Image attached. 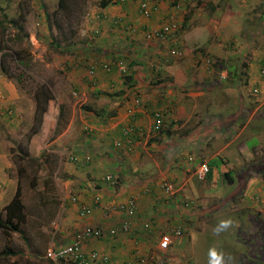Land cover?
<instances>
[{"label": "crops", "instance_id": "1", "mask_svg": "<svg viewBox=\"0 0 264 264\" xmlns=\"http://www.w3.org/2000/svg\"><path fill=\"white\" fill-rule=\"evenodd\" d=\"M57 1L49 7H56ZM196 1L209 3L215 11L210 23L206 25L207 30L201 29L199 36L203 38H197L200 46H194L197 48H193L192 51L199 55L194 56L197 58L196 65L201 67L204 64L201 60L203 54L213 55L216 52L215 41L223 45L225 33L223 28L217 32L211 28V23H216L217 14L220 13L217 5L220 0ZM257 1L243 2L250 5ZM211 2L216 6L211 5ZM162 3L159 8H163ZM98 11L104 13L102 18L89 21L91 25L87 27L94 29L92 36L86 32L84 35L87 38L84 39L87 41H83L84 44L80 40L71 43L70 46H79L82 50L80 46L96 45L104 49L110 48L108 45L113 40L122 38L121 30L115 26L117 24L113 21V17L123 14H119L113 6L102 7ZM156 12L155 17H159L161 10L157 8ZM52 18L53 16L51 21L46 22L45 32V35L51 38L56 37V31L51 25ZM135 21L128 23L135 24ZM219 26H226V23L223 22ZM96 36L99 41L96 40ZM103 39L107 41L106 44ZM237 45L235 43V46ZM114 52L108 53L109 57L104 58V56H94L88 51L83 53V57L89 60L96 58L94 61L115 60L122 57ZM230 52L231 50H228L226 58L221 60L228 62L232 58ZM254 55L257 56L244 57L242 65L244 62H250L247 69L234 70L228 78L231 83L225 84L220 89L213 84L208 85L194 80L196 85L201 83V88L190 93L189 90L184 89L186 87H181L187 80V76L181 72L182 68H169L170 72L165 74L169 88L164 84L161 91L148 84L141 89L137 88V82L133 84L136 79V73L133 71L130 73V81L125 83L123 75L115 68L107 73L100 70L91 80L92 83L82 81L81 88L86 89L88 94L91 92L96 95L100 92L106 96L105 110L113 108L114 113L112 116L95 120L97 122L91 126L85 125L84 129H93L92 135L83 139L76 137L68 143L75 149L72 152L77 151L79 156L77 162H72L69 158L74 153L68 152L65 159L75 165L67 164V167L61 170L63 178L71 183L65 185V190L60 188L62 202H67L70 209L66 216L70 229L68 232L71 233L69 243L72 242L75 233L87 225L118 228L114 236L86 240L82 246L83 250L88 254L92 250H97L99 261L106 259V264H126L128 260L135 258L137 253L146 256L149 263V256L154 254L156 256L158 252L167 253L166 250L158 251V236L168 233L175 227H181L183 234L172 238L167 251L178 247L187 251V245L190 244L192 255L198 256L203 253L196 249L200 248L199 236L208 238L212 235L218 238L213 234L212 229L218 219L226 213L227 207L233 203L234 209H239L240 212L236 232L241 224L246 227L251 223L253 213L251 211H260L264 206V79L259 76V69L264 63V53ZM76 58L78 59V56ZM257 64L259 65L256 67ZM254 69L256 75H253ZM147 74L145 72L144 77ZM195 79L202 81L200 77L195 76ZM242 80L252 83L255 96L259 95L252 102L247 99L248 93H244L241 87ZM144 84L146 85V82ZM14 87V84L0 73V89L2 88L0 91L8 92L5 103H19L23 98L22 93L20 95L18 92L15 93ZM216 91L224 95L219 98ZM210 95L216 98L211 100ZM224 97L227 102L224 101L222 104ZM136 99L139 100L138 104L135 103ZM5 103L3 106H6ZM30 109H32L31 105ZM156 110L163 114L165 128L161 135L152 130L154 121L152 114ZM3 118H7V115ZM128 125H136L140 130L125 136L123 129ZM117 142L120 145H116ZM60 143L65 148L67 142ZM56 149L53 151L60 153L61 149ZM86 150L90 152L86 153ZM84 155L90 156L89 162H83ZM203 164L209 166V173L205 180H200L196 176V170ZM84 165L88 166L84 168ZM13 167L10 161L0 155V175L6 176V178L0 176V181L6 188L8 185L7 190H10V197L6 201L4 196L7 190L0 194L2 203L0 209L11 201L18 185L21 186L18 170ZM4 168L12 170L9 173ZM106 174L115 176L116 183L105 182L103 177ZM163 182L173 184L172 193H164ZM1 186L2 183L0 189ZM26 197L28 202H40L33 194L25 196L24 193L21 197L22 202H26ZM72 197L77 198V203L70 201ZM95 197L100 198V208L90 214H81L79 206L83 203L91 204ZM129 197L136 198L137 209L135 215L130 218V230L124 232L119 227L127 216L115 208ZM189 200H193L195 205L189 203L191 206H187L186 202ZM183 203L184 205L186 203V207ZM145 222L150 223V229L144 227ZM202 222L203 227L200 228ZM230 230L232 229L228 231ZM153 235L157 236V240ZM183 236H186L185 240ZM236 245L238 246V243ZM231 246L235 247V245Z\"/></svg>", "mask_w": 264, "mask_h": 264}, {"label": "rangeland", "instance_id": "2", "mask_svg": "<svg viewBox=\"0 0 264 264\" xmlns=\"http://www.w3.org/2000/svg\"><path fill=\"white\" fill-rule=\"evenodd\" d=\"M55 1L0 0V57L2 58L1 66L5 71V73L2 71L0 73L14 84L15 93L24 95L19 103H5L8 92L0 91V105L2 104L0 110L4 107L11 110L7 118H0V155H3L7 161L12 163L13 168L18 170L21 197L22 193L25 196L33 194L40 201L28 202L26 197V202H23L24 219L18 224L19 232L0 229V251L4 247H9L15 252L13 256L0 259V264H50L46 257L47 248L69 243L71 233L68 232L70 229L66 216L70 209L67 202H62L63 197L61 198L60 191V188L65 190V185L71 184L63 178L61 172L67 164H72L65 159L68 152L75 150L68 143L76 137L83 139L93 134V129L87 130L84 126H91L97 122L95 120L102 119V116L99 117L97 113L99 110H104L106 115L109 110H113V108L105 110L106 96L100 92L96 95L91 92L88 94L86 89L81 88L80 84L87 81L92 83L93 77L97 76L101 70L94 58L89 60L83 57L84 52L89 51L94 56L106 58L109 57L108 53L113 54L116 51L117 55L122 56L121 58H126L127 73L130 74L132 71L136 73L135 81L137 88L140 89L146 87L147 84L159 91L162 90L164 84L169 88L165 74L170 72L169 68H182L181 72L187 76V80L182 83L181 87H186L184 89L189 90L190 93L200 89V84L204 82L220 89L225 84H229V75L234 70L247 69L250 62H244L245 65H242L244 57L251 58L257 56L254 55L256 53L260 55L264 53V0H258L250 5L243 2L244 0H225V2L220 0L217 3L220 13H216L218 18H216V23H211V28L216 32L223 28L225 42L220 45L218 41H215L216 52L213 55L204 53L201 57L204 64L201 67L196 65V56L199 55L192 51L193 48H197L194 46H200L197 38L202 37L199 36L201 29L207 30L206 25L210 23V18L215 14L214 8L207 2L188 0L187 3L181 4L179 14L182 21L179 31L168 35L164 40L148 41L144 38L140 27L145 19L141 18L138 13L139 0H125L119 8L118 0H113L108 6H113L119 14H123V19L115 23L117 24L115 26L121 30L122 38L113 40L108 45L110 48L103 49L102 46L98 47L94 44L95 46H80L82 49L80 50L79 46L70 45L80 40L84 44L83 41H87L84 39L87 38L84 35L86 32L92 36L94 29L87 28L91 24L86 13L101 8V0H67L66 6L70 9L69 16H73L71 21L67 19L64 9H58L57 5L49 7ZM155 1L161 5V0ZM162 4L163 8L157 7L161 10L159 17H154L153 14L154 19L151 17L148 20L154 25H158L159 18H163L164 14L172 10L174 2L163 0ZM211 5L216 6L212 2ZM56 11L59 16L56 21L61 24V28H57L52 22L56 37H47L45 35L46 22L51 21ZM46 12L48 13L45 15ZM134 20H136L134 22L135 31L132 32L129 30L128 24L130 23L128 22ZM223 22L226 26L220 27L219 24ZM96 40L99 41L97 36ZM234 42L238 45L235 46ZM106 43L107 41L104 40V44ZM171 49L181 50V55L170 56ZM228 50H231L232 58L228 62L222 61L226 58ZM76 56L82 61H79ZM212 57L219 58V60ZM108 61L113 64V60ZM90 65L95 66L92 72H90ZM145 72L148 73L146 77H144ZM252 72L256 75L255 69ZM194 74L197 78H202V81L195 79ZM194 80L201 83L196 85ZM251 84L245 80L241 81V87L244 93H248L246 97L250 102L259 97L258 94L255 96ZM41 90H44L45 94L41 93ZM35 95H39L44 102L48 100L42 108L37 107ZM216 95L220 98L224 93L219 94V91H216ZM215 98L216 96H209L211 100ZM224 101L225 97L222 104ZM4 103L6 106H3ZM86 107H91L92 110ZM221 111L223 112L224 109ZM216 116L220 117L218 114ZM61 141L67 142L65 148L60 143ZM56 148L61 149L60 153L56 152ZM55 149L56 151H53ZM36 150H38L37 153ZM72 153L78 155L77 151ZM87 166L84 165V168ZM0 176L6 178L5 175ZM0 183H2L1 194L5 189L7 190L8 185L6 188L3 182L0 181ZM9 194L10 190H7L4 196L5 201L9 199ZM183 206L186 207L184 203ZM234 208V203L229 205L222 218L231 217L238 224L240 212L239 209ZM262 210L264 211L263 207ZM202 227L203 222L200 223V228ZM236 231L237 226H234L232 230L222 233L220 238L219 236L214 238L212 235L208 238L199 236L200 248L196 249L203 253L198 256L192 255L190 250L192 246L189 244L187 251L181 247L169 250L165 254L167 255L166 261H164V253L157 251L156 256L155 254L149 256V264H207V252L212 246L232 256L234 251H231V245H235V248L239 247L235 240ZM183 237L185 240L186 236ZM153 238L157 240V236L153 235ZM58 264L70 263L62 261Z\"/></svg>", "mask_w": 264, "mask_h": 264}, {"label": "built area", "instance_id": "3", "mask_svg": "<svg viewBox=\"0 0 264 264\" xmlns=\"http://www.w3.org/2000/svg\"><path fill=\"white\" fill-rule=\"evenodd\" d=\"M188 0H175L174 5L172 7V10L167 12L165 16L162 18L161 22L158 25H152L150 27H146L143 31L144 38L148 41L158 39V40H164L168 35L176 32L181 27V17L179 14V9L181 7V4L187 3ZM155 9V2H152L151 0H139L138 3V12L139 14L144 17L148 18L153 13ZM86 15L90 19H99L98 13L94 12H87ZM120 19L119 16H116L114 18V22H118ZM131 30H134L133 27H130ZM181 55V51L178 49H171L170 50V56L172 57H178ZM97 63V62H96ZM114 63V61H113ZM98 65L101 66L103 70L109 71L112 69L113 65H115L118 70L122 73H126V67L124 66L122 61H116L114 64H111L107 60H101L98 62ZM90 72L93 71L94 65H90ZM259 76L261 79H264V63L259 69ZM135 103L138 104L139 100L136 99ZM8 114L11 113V110H8ZM5 113L3 111H0V116L4 115ZM163 125V114L159 110L154 111V121L152 124V130L157 131L159 130ZM140 129L135 125H128L123 129V134L125 136H129L130 134L139 131ZM116 145H120L119 142L116 143ZM70 161L77 162L79 160V156L76 154H72L70 156ZM91 158L89 155H84V162L89 161ZM209 173V167L207 164L201 165L196 170V176L200 180H205L207 175ZM104 181L109 184H115L116 179L112 174H106L103 177ZM173 184L170 182H163L162 183V189L164 193H172L173 192ZM72 203H77V198L72 197L70 200ZM187 205L192 204L193 200H189V202H186ZM186 205V204H185ZM101 206L100 198L95 197L93 202L91 204H81L79 206L81 214L86 215L90 214L94 209H99ZM264 208V206H263ZM117 210L124 213L127 218L123 220L121 223L119 229L127 232L130 230L131 221L130 218H132L135 215L136 209H137V203L136 198L129 197L126 199V201H123V203H120L116 206ZM144 227L146 229H150L151 225L149 222L144 223ZM118 231V228H100L95 227L91 225L85 226L83 229L78 231L74 239L71 243L57 246V247H49L46 250V257L50 260H52L54 263H59L62 261H68L72 264H106V259H103L101 261L99 257V253L97 250H92L89 254L86 253V251L83 250V244L86 240H89L91 238H101V237H108V236H114L116 235ZM182 229L181 227H175L172 228L168 233H163L158 236V251L167 250L169 246L172 243V238L174 237H180L182 235ZM126 264H149L147 261L146 256L143 254L137 253L136 257L133 259H130L126 262Z\"/></svg>", "mask_w": 264, "mask_h": 264}, {"label": "trees", "instance_id": "4", "mask_svg": "<svg viewBox=\"0 0 264 264\" xmlns=\"http://www.w3.org/2000/svg\"><path fill=\"white\" fill-rule=\"evenodd\" d=\"M66 1L67 0H58L57 6H58V9H64L66 11L67 19L71 21L73 16L72 17L69 16L70 15L69 14L70 9L67 8ZM112 1L113 0H101L100 7L105 8ZM124 1L125 0H118L117 1V2H119L118 4H120V5H118V8L121 5H123ZM152 1L155 2V7L157 8L156 1L155 0H152ZM117 2L115 4H117ZM155 13H156V9L154 11V17H155ZM98 15L100 18H102L104 13L102 11H98ZM151 17L152 16H150L148 18H144L145 21L143 22V27L146 28V27H150V26L154 25L150 21H148ZM56 19H59V16L57 15V11L55 13H53L52 22L55 23V26L57 28H61V24L57 23ZM121 19H123V17H121ZM161 20H162V18H160L159 23L161 22ZM95 59L96 58H94V60ZM119 60L120 59L117 58L113 61L115 63L116 61H119ZM120 61H122L124 66L128 69V62H127L126 58H122V60H120ZM1 63H2V58L0 57V71H2V73L3 72L5 73L4 68L1 66ZM243 65H245V63ZM98 66L101 70H103L100 65H98ZM113 68H115L117 71H119L115 65H113L112 69ZM103 71H106V70H103ZM109 71H106V72H109ZM120 73H121V75H123L125 83H128V81H130V79H131L130 74L122 73V72H120ZM135 80L133 81V84H135L134 83V82H136ZM130 85H132V84H130ZM41 89H43V87ZM40 92L45 94L44 90H41ZM46 93L48 94V92H46ZM118 95H120V94H118ZM48 99H49V96H48ZM35 100H36V104H37L38 108H42L43 104L48 101L46 99L44 102V100H42L39 95L38 96L35 95ZM87 109L92 110L91 107L90 108L88 107ZM97 113H98L99 117L102 116V118H103V117L112 116L114 111L109 110L107 115L104 113V110H99ZM152 116L154 117V111H153ZM3 117H0V118H3ZM164 128H165V125L163 123L162 127L156 131V134L161 135L164 131ZM115 179L117 180L116 177H115ZM230 180H231V178H230ZM23 210H24V206H23V202L21 200L20 186L18 185L16 192H15L13 198L11 199V201L8 202L3 207V210L0 211V229H5V230L9 229V230L19 232L18 224H19V222H21L24 219ZM250 221H251V223L250 224L248 223L249 225L247 224L248 226H246V227H244V225L241 224L242 226H240V228L237 232L236 241H237V243L241 249L239 247L238 248L232 247V249H231V251H234L235 249H237V251H235L232 254V256L235 258L236 264H264V211L263 210L254 211L251 215ZM236 226H237V224H236ZM74 236H73V239H74ZM73 239H72V241H73ZM166 252H168V251L166 250ZM14 253L15 252H13V250H11V248L4 247L2 249V251H0V259H5L8 256H13ZM165 254H167V253L164 252V255H163L164 261H166L165 258L167 257V255H165ZM160 258H162V257H160ZM48 260H49L50 264H55L52 260H50V259H48ZM70 264H72V263H70Z\"/></svg>", "mask_w": 264, "mask_h": 264}, {"label": "clouds", "instance_id": "5", "mask_svg": "<svg viewBox=\"0 0 264 264\" xmlns=\"http://www.w3.org/2000/svg\"><path fill=\"white\" fill-rule=\"evenodd\" d=\"M152 1V0H151ZM165 1H168V0H165ZM175 0H173V2H174ZM152 2H154V1H152ZM158 2H159V0H158ZM163 2V0H161V3ZM157 7H159V6H161V5H159V4H157L156 5ZM173 6V5H172ZM100 9V8H99ZM98 9V10H99ZM155 9H157L156 7H155ZM155 9H154V11H155ZM98 10H90V11H88V12H92V13H94V12H96V13H98ZM154 11H153V13L152 14H154ZM171 11V10H170ZM139 13V12H138ZM152 14L150 15V16H152ZM116 16H119L120 17V19H121V17H123V15H116ZM116 16H114L113 17V21H114V18L116 17ZM139 16L141 17V18H143L144 19V17H142L140 14H139ZM165 16V14L163 15V17ZM98 20V19H97ZM122 20V19H121ZM89 21H96V19H90L89 18ZM181 21H182V19H181ZM116 23V22H115ZM134 25L135 24H133V23H130V24H128V26L129 27H132L133 26V29L134 30H131L130 28H129V30L130 31H135V28H134ZM141 31L143 32L144 31V29H145V27H143V24H141ZM179 30H177L176 32H174V33H172V34H176L177 32H178ZM154 40H158V39H154ZM181 51V50H180ZM118 59H120V60H122V58H118ZM103 60H106V59H103ZM99 61H101V60H99ZM99 61H95V62H99ZM108 61V60H107ZM126 73H127V68H126ZM0 111H3L5 114L4 115H2V116H5V115H9L7 112H8V110L7 109H2V110H0ZM1 117V116H0ZM90 161V160H89ZM89 161H85V162H89ZM84 162V161H83ZM209 167V166H208ZM115 177V176H114ZM235 224H236V221L233 219V218H231V217H224V218H219L218 219V221H217V223L215 224V226L213 227V229H212V231H213V234L214 235H216V236H219V235H221L222 233H225V232H227L229 229H232L234 226H235ZM92 226V225H91ZM96 227V226H95ZM78 231H80V230H78ZM77 231V232H78ZM76 232V233H77ZM75 233V234H76ZM69 244V243H68ZM58 246H61V245H58ZM51 247V246H50ZM57 247V246H56ZM207 257H208V261H207V264H236V262H235V258L233 257V256H231L230 254H226L222 249H220V248H218V247H216V246H212V247H210L209 249H208V252H207ZM60 263V262H59ZM55 264H58V263H55Z\"/></svg>", "mask_w": 264, "mask_h": 264}]
</instances>
